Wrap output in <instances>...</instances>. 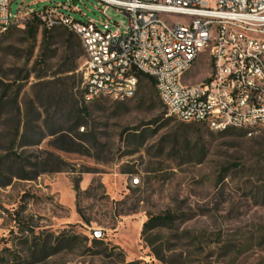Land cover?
<instances>
[{"label":"rangeland","instance_id":"rangeland-1","mask_svg":"<svg viewBox=\"0 0 264 264\" xmlns=\"http://www.w3.org/2000/svg\"><path fill=\"white\" fill-rule=\"evenodd\" d=\"M68 1L75 20L99 28L126 24L114 9L103 15L95 0ZM20 3L11 4L12 14ZM56 3L66 0L23 5L40 11ZM25 22L0 36V157L12 146L27 171L47 163L58 172L11 178L0 187V258L7 264H264V131L246 137L166 117L145 80L131 100L83 103L84 54L67 55L53 36L42 55L41 28L29 42L21 32ZM204 72L200 66L191 82ZM165 213L174 216L171 227L142 235L150 216Z\"/></svg>","mask_w":264,"mask_h":264},{"label":"built area","instance_id":"built-area-1","mask_svg":"<svg viewBox=\"0 0 264 264\" xmlns=\"http://www.w3.org/2000/svg\"><path fill=\"white\" fill-rule=\"evenodd\" d=\"M14 1L0 0V36L35 15L79 38L84 103L132 99L141 73L154 80L166 117L246 137L264 131V0H95L103 15L114 9L126 19L113 28L71 18L68 0L40 11L21 0L12 14ZM200 66L203 79L192 83Z\"/></svg>","mask_w":264,"mask_h":264},{"label":"trees","instance_id":"trees-1","mask_svg":"<svg viewBox=\"0 0 264 264\" xmlns=\"http://www.w3.org/2000/svg\"><path fill=\"white\" fill-rule=\"evenodd\" d=\"M39 28H41V30H42V32H41V34H42V42H41L42 55L45 54V52L47 51L48 46L51 44L50 39H52L53 36L60 41V44L63 47V49L67 55L71 56V54H72L74 57H77V55L82 56L84 54V50H83V47L81 45V42H80L79 38L73 32L69 31L68 29H66L65 27H62V26H56V27L47 29L42 25L39 18L36 17L35 15L31 16L28 20H26V22L24 24V28L22 29L21 32L26 35V38L28 39L29 42H33L36 34L38 33ZM8 29H9V27L6 29L5 33L8 31ZM4 34H2V35H4ZM7 34L8 35L11 34V31H8L6 33V35ZM74 54H76V56ZM136 76L138 78L137 90L138 89L140 90L142 80H145L148 84L149 90H152L156 94L155 87H154V80L151 77H147L141 73H136ZM0 84L2 85L1 82H0ZM137 90H136L135 96L133 98H135L137 95V92H139ZM145 95L146 94L144 93L143 96H145ZM156 97L158 99L157 94H156ZM143 99L144 98L142 97V102H143ZM2 100H3V98L0 97V108L2 107V105H1ZM128 100H131V99H128ZM189 124H198V123H189ZM198 125H202V124H198ZM234 130L235 129H226V130L221 131L219 133L229 132V131H234ZM237 131H240V130H237ZM240 132L244 134V132H242V131H240ZM54 134H56V133H52L51 135H54ZM46 164L47 163L40 165V166H43V167H41L40 170H37L39 165L36 164V165H33L34 169H30L31 171H27L25 169L26 166L24 165V160H23L22 156L20 154H17L15 151H12V146H10L8 148V151L5 153V155L0 157V187L1 186H7L9 184L11 178H17L19 180H29L30 181V180L35 179L39 174H42V173L58 172V170L53 169L50 165H47V166H49L51 168L46 169V167H45ZM173 222H174V216L169 214V213H165L162 215H156V216H150L143 223L141 233L143 235L144 233L152 231L156 228H165V227L169 228L173 225ZM93 240L96 241L95 239H93ZM33 242H34V245H36V243L41 244L40 239H38V238H35ZM110 249H111V252L114 250H118L119 256H122V252H120V250L117 247L113 246ZM15 261H16V259H15ZM0 263L1 264H7L6 260H3V258H0ZM127 264H140V261H133V262H129Z\"/></svg>","mask_w":264,"mask_h":264},{"label":"water","instance_id":"water-1","mask_svg":"<svg viewBox=\"0 0 264 264\" xmlns=\"http://www.w3.org/2000/svg\"><path fill=\"white\" fill-rule=\"evenodd\" d=\"M94 236H95L96 238H99V237L101 236V233H100V232H96V233H94Z\"/></svg>","mask_w":264,"mask_h":264}]
</instances>
